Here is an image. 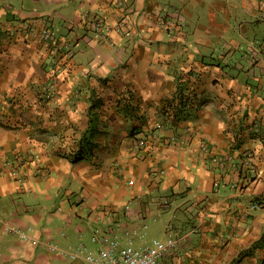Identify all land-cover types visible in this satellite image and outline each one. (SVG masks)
<instances>
[{"label": "crops", "instance_id": "1", "mask_svg": "<svg viewBox=\"0 0 264 264\" xmlns=\"http://www.w3.org/2000/svg\"><path fill=\"white\" fill-rule=\"evenodd\" d=\"M100 206L148 225L137 246L180 238L157 264H264V0H0V264H85L46 243L84 244Z\"/></svg>", "mask_w": 264, "mask_h": 264}, {"label": "built area", "instance_id": "2", "mask_svg": "<svg viewBox=\"0 0 264 264\" xmlns=\"http://www.w3.org/2000/svg\"><path fill=\"white\" fill-rule=\"evenodd\" d=\"M32 35L38 37L41 41H49L52 38V32L48 26L40 30H34ZM51 90V84L43 85L38 88V94L43 98H48L51 96ZM152 136L154 135L150 137ZM146 143L147 140L144 138L137 139L134 141V148L140 150ZM211 158L214 163L218 164L226 160L221 156H211ZM24 159L23 154H18L15 157V160H17L16 165L12 161L10 163L18 169ZM164 172V170H160L161 175ZM87 213L92 221L102 223V230L95 229L91 235V243L95 246L93 249H88L82 242L76 247L69 246L63 249L48 241L46 243L47 247L50 250H58L61 255H65L71 260L84 261L85 264H157L162 257L173 253L180 242V238L170 233L165 239L153 238L146 245L137 246L135 238L137 236L143 237L148 228L146 223L117 224L113 221V211L108 206L91 207ZM2 223L5 231L17 234L25 241L38 242L37 237L24 229L7 221Z\"/></svg>", "mask_w": 264, "mask_h": 264}, {"label": "trees", "instance_id": "3", "mask_svg": "<svg viewBox=\"0 0 264 264\" xmlns=\"http://www.w3.org/2000/svg\"><path fill=\"white\" fill-rule=\"evenodd\" d=\"M99 104H101L100 101L95 102L88 108L87 128L82 132L83 134H81L78 143H76L77 146L75 144L73 148H70V151L74 152L73 155L75 159L83 158L85 156H88L89 154H92V146L94 145L93 139H95L97 133H99V131L97 130V121L100 118V115L97 112V109L100 108Z\"/></svg>", "mask_w": 264, "mask_h": 264}, {"label": "rangeland", "instance_id": "4", "mask_svg": "<svg viewBox=\"0 0 264 264\" xmlns=\"http://www.w3.org/2000/svg\"><path fill=\"white\" fill-rule=\"evenodd\" d=\"M53 134V133H52ZM58 134V143H60V141H62V138L64 137V139H63V142H65V141H69V140H72V139H76V138H74V135H76L77 133H74V132H72V134H71V132L69 131L68 132V134H65V133H57ZM79 134V138H80V136H81V134H83L82 132L81 133H78ZM59 135H60V137H59ZM92 233H93V231L91 232V233H85L84 235H83V238H85L83 241H84V244H85V240H87V242L88 241H91V235H92ZM88 235V236H87ZM87 236V237H86ZM156 238V237H155ZM152 240V239H151ZM74 247H76V246H74ZM88 248V247H87Z\"/></svg>", "mask_w": 264, "mask_h": 264}]
</instances>
